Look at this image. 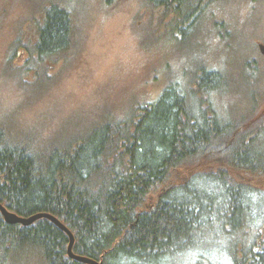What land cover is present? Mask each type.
Listing matches in <instances>:
<instances>
[{
	"label": "trees",
	"instance_id": "obj_1",
	"mask_svg": "<svg viewBox=\"0 0 264 264\" xmlns=\"http://www.w3.org/2000/svg\"><path fill=\"white\" fill-rule=\"evenodd\" d=\"M224 1L142 0V10L157 17L147 33L161 30L180 41L175 51L185 56L183 65H194V74L179 85L187 71L173 77L162 58L170 80L154 98L133 101L123 117L104 110L67 131L42 127L46 118L31 123L13 113L39 101L37 94L53 81L51 67H67L73 55L71 10L29 0L37 14L35 47L12 73L27 76L34 69L43 80L19 83L23 98L7 111L0 107V203L25 217L52 214L72 232L73 253L101 264H264V210L255 201L264 194L257 182H264V113L258 110L264 79L245 91L242 82H249L255 61L242 56L235 67L223 66L225 75L199 55V35L224 32L212 11ZM32 61L35 68L27 66ZM219 82L238 85L222 89ZM231 91L237 103L213 100L234 96ZM206 232L233 239L219 260L190 254ZM67 243V234L47 218L10 224L0 212V264H87L67 255Z\"/></svg>",
	"mask_w": 264,
	"mask_h": 264
},
{
	"label": "rangeland",
	"instance_id": "obj_2",
	"mask_svg": "<svg viewBox=\"0 0 264 264\" xmlns=\"http://www.w3.org/2000/svg\"><path fill=\"white\" fill-rule=\"evenodd\" d=\"M28 1L0 0V107L4 111L9 106L13 108L15 100L23 98L24 92L19 91V83L29 80L32 86L43 80L34 69L27 76L21 72L12 73L14 66H25L27 51L35 47L32 45L35 41L33 26L37 14L28 5ZM52 1L62 3L72 12L75 33L70 50L71 55L73 54L72 61L67 67L59 62L51 67L49 74L53 81L48 90L37 94L36 100L40 102L36 101L32 106L13 112L17 115L20 113L29 122H42L46 118L48 121L42 127L48 124L47 128L50 130L53 126L56 129L60 125L59 127L63 126L61 129L70 131L77 130L79 122L91 121L104 110L116 117H123L133 101L154 98L164 82L170 80L169 66L164 60L161 63L162 58L170 64L173 77L182 68L187 71L185 77L180 78L179 85H187L189 75L191 78L194 74V65H183L185 56L177 55L175 51L177 47H183L180 41L171 36L169 39L161 30L155 36L147 33L146 28L157 17L148 8L145 12L142 10V0ZM250 1L252 0H227L214 5V20H221L225 24L224 32L219 27V38L214 31L199 35V55L210 69L220 67L221 70L224 69L223 66L230 67L232 64L235 67L236 62H241L242 56L255 61L259 69L255 67V71H251L248 83L242 82L243 90L248 92L255 81L264 79V56L259 49V43L264 46V0ZM27 66L35 68L37 62H29ZM225 70L221 71L227 75ZM43 75L46 74L43 72ZM237 85L238 83L230 86L219 82L222 89H232ZM243 90L234 91L243 97ZM235 93L229 97L215 94L212 98L217 105L224 106L228 98L237 103ZM241 106L242 109L246 107L245 103L240 104ZM258 110L264 113L263 100ZM59 121L63 125L56 124ZM258 180L260 187L264 188L262 179ZM255 201L257 208L264 210V194L257 195ZM231 242L233 239L230 237L215 239L208 237L206 232V240L196 249H191L190 254L203 251V255H208V260H219L225 255L223 253L230 251Z\"/></svg>",
	"mask_w": 264,
	"mask_h": 264
},
{
	"label": "water",
	"instance_id": "obj_3",
	"mask_svg": "<svg viewBox=\"0 0 264 264\" xmlns=\"http://www.w3.org/2000/svg\"><path fill=\"white\" fill-rule=\"evenodd\" d=\"M259 49L264 54L263 44L259 43ZM0 212H1L4 220L10 224L21 223L23 225H28V224L32 223L33 221H35L36 219H39L42 217L49 219L50 221H52L55 225H57L60 229H62L67 234L68 243H67L66 251H67V255L70 258L78 260L80 262L87 263V264H101V262L94 260L92 258L73 253L72 248H73L74 237H73L72 232L59 219H57L52 214L47 213V212H36L34 214H31V215L25 217V216L18 215L12 211H9L1 203H0Z\"/></svg>",
	"mask_w": 264,
	"mask_h": 264
}]
</instances>
